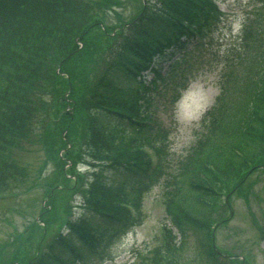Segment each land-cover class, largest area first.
<instances>
[{
	"label": "trees",
	"instance_id": "obj_1",
	"mask_svg": "<svg viewBox=\"0 0 264 264\" xmlns=\"http://www.w3.org/2000/svg\"><path fill=\"white\" fill-rule=\"evenodd\" d=\"M89 2L78 0L83 8ZM160 2L159 10L144 7L131 24H121L114 34L91 20L84 9L86 22L74 35L54 30L55 25L63 30L70 25L75 31L73 20L79 6L74 0H0V160H9L11 147L27 129V94L41 82L49 84L42 76L33 83L32 76L47 74V63L62 56L69 58L62 72L72 60L81 66L84 54L94 51L92 42L100 36L109 38L107 49L117 45L93 89L84 94L81 90L84 99L77 101L78 110L75 104L67 106L73 111L68 112L71 121L63 137L67 142L65 156L76 164L87 158L90 163L100 161L86 198L94 215L70 222L69 231L55 237L32 264H81L102 238L127 224L129 214L123 204L140 207L145 190L157 182L172 189L167 212L181 238L177 241L173 228L168 227L169 240L154 264L172 263L174 254L192 234L199 241V256L208 264H219L222 258L213 245L215 208L223 200L226 183L244 177L240 169L247 165V159L253 161L257 153L264 154V26L259 22L253 30L256 37L249 52H244L243 68L221 94L231 101L223 112L205 114L202 124L207 132L167 176L164 165H155L143 149L146 144L156 146L165 137L160 128L144 119L143 110L150 105L145 94L150 82L144 72L159 75L160 61L174 56L178 47L191 41L194 27L211 13L212 5L210 0ZM77 35L86 47L75 45ZM47 40L53 45L51 59H43L39 48ZM157 149L162 155L163 148ZM166 255L172 256L166 259Z\"/></svg>",
	"mask_w": 264,
	"mask_h": 264
},
{
	"label": "rangeland",
	"instance_id": "obj_2",
	"mask_svg": "<svg viewBox=\"0 0 264 264\" xmlns=\"http://www.w3.org/2000/svg\"><path fill=\"white\" fill-rule=\"evenodd\" d=\"M147 1L154 6V3L160 5L162 0H90L85 8L74 0L79 6L73 20L75 31L70 25L64 30L55 25L54 30L66 34L74 32V35L80 33L86 22L85 9L91 20L110 26L106 30L112 32L119 25L134 21ZM214 1L220 13L211 16L205 34L183 56L179 71L165 78L166 98L159 97L156 103L157 121L166 124L169 131L164 151L168 166L166 175L205 131L206 127L200 122L205 111L213 108L210 112L218 114L231 101L229 96H223L219 101L217 97L243 68L244 52H249V45L256 37L253 30L260 23L264 26V0ZM74 39L76 45L81 37L77 35ZM51 40L39 47L44 52L43 59L52 57ZM81 42L86 47L87 44ZM92 44L96 48L84 54L79 62L81 66L72 60L59 74L69 59L62 56L58 61L47 63V74L32 76L33 83L42 76L43 80L49 79V84L44 86L41 82L27 94L30 100L25 105L30 114L27 129L22 139L11 147L9 160H0V264L34 263L57 233L66 230L67 219L72 221L90 213L84 206V199L93 177V167L79 164L80 180L75 181L67 157L62 154L65 155L67 145L63 140L66 125L71 121L68 112L73 111L67 106L75 104L78 110L77 101L83 98L81 90L84 94L93 89L112 54V46L106 48L110 44L107 36H100ZM168 64L164 63V69H168ZM154 77L151 73L146 78L151 81ZM43 86V90L38 91ZM177 91L179 98L172 103L173 93ZM263 159L251 166L254 169L246 178L230 179L228 201L223 198L215 208L218 225L214 239L223 249L219 264H264ZM168 193L164 183L152 185L143 195L141 212H137L133 223L129 222L124 230L109 238H103L81 264H154L156 258H161L159 252L169 240V224L165 225ZM224 200L227 203H223ZM198 244L196 235H190L174 254L176 261L170 264H208L199 256ZM171 256L166 255V259Z\"/></svg>",
	"mask_w": 264,
	"mask_h": 264
}]
</instances>
